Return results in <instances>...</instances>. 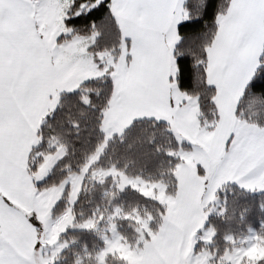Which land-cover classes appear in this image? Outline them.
<instances>
[{
	"label": "crops",
	"instance_id": "0c3cea01",
	"mask_svg": "<svg viewBox=\"0 0 264 264\" xmlns=\"http://www.w3.org/2000/svg\"><path fill=\"white\" fill-rule=\"evenodd\" d=\"M40 1L37 12L34 0H0V264H34L30 258L39 232L28 212L39 188L29 171V156L42 120L63 92L100 77L104 69L85 46L88 36L59 40L69 33L56 35L64 25V8L51 13L60 1ZM180 1L112 0L129 61L123 71L125 84L121 86L116 75L103 120L105 135L150 118L166 122L192 144L189 156L181 154L177 192L169 194L159 230L138 254L130 255L128 264L185 261L192 235L204 221V207L212 200L203 201L210 185L198 153L217 160L237 128L244 135L252 132L251 123L236 117V108L264 50V0H232L220 19L207 68L219 113L210 133L200 126L195 102L175 81L172 51L184 17Z\"/></svg>",
	"mask_w": 264,
	"mask_h": 264
},
{
	"label": "trees",
	"instance_id": "16d2710c",
	"mask_svg": "<svg viewBox=\"0 0 264 264\" xmlns=\"http://www.w3.org/2000/svg\"><path fill=\"white\" fill-rule=\"evenodd\" d=\"M231 1L184 0V18L177 25L178 38L172 51L175 81L179 89L195 102L200 126L208 133L214 131L219 120L216 89L208 81L209 52L219 30L220 19L227 13ZM77 13H80L79 17ZM64 24L69 33L62 35L60 41L72 36H94L89 50L95 62L103 68L100 55L108 52L117 64L125 41L112 11V0H72ZM116 64L107 68L106 74L83 82L75 90L63 92L55 109L42 120L37 142L30 152L29 171L36 170L45 155L56 152L58 147L63 146L65 153L45 179L36 183L37 188L58 185L70 173L81 171L104 144L103 120L114 93L111 71ZM262 67L264 50L236 108L237 118L258 126H264V88H252L251 81L261 74ZM191 147V142L181 138L166 122L137 119L126 130L109 138L93 166L115 168L129 176H139L152 182L162 181L168 194L175 196L178 188L176 170L182 161L179 154ZM198 169L203 175V169ZM112 181V177L103 182H89L85 178L73 204L75 221L92 217L101 207L118 205L127 214L138 211L142 216L149 215V226L153 233L157 232L167 206L130 186L114 193ZM216 197L221 204L214 208L207 223L215 231L211 247L216 250V258L222 257L231 249L233 242L247 237L252 230H256L264 242V190H248L228 182L217 191ZM66 199L64 194L54 207L53 215H59L66 209ZM29 218L34 223V217ZM117 225L131 246L143 247L151 239V234L141 231L138 220L120 217ZM66 235L72 236L76 243L61 253L56 264H75L81 254L89 255L88 261H93L104 245L99 232L93 229H70ZM108 264L128 262L113 254L108 257ZM255 264H264V256Z\"/></svg>",
	"mask_w": 264,
	"mask_h": 264
},
{
	"label": "rangeland",
	"instance_id": "374dc122",
	"mask_svg": "<svg viewBox=\"0 0 264 264\" xmlns=\"http://www.w3.org/2000/svg\"><path fill=\"white\" fill-rule=\"evenodd\" d=\"M34 1L35 9L38 12L39 5L42 4V1ZM59 1L60 7L52 8L51 14H54L56 10L61 11L62 5L64 8L62 14L66 17L67 5L72 0ZM183 1L181 0L180 4ZM66 32H69V30L64 24L62 28L60 26V29L56 30V35L59 36ZM93 42L94 36L85 38V46L87 49ZM100 59L103 63V68L104 66L106 67V69H100L99 71L98 75L102 76L108 72L107 68L110 69L116 62L108 52L102 53ZM127 61H129L127 58V49L123 45L118 62L114 66V70L111 71L114 82L116 75H119V84L121 86L125 84V72L123 73V71L125 70ZM55 102L57 101L55 100ZM56 106H53L54 108L49 113ZM250 126H252V132L245 133V135L243 133L241 134L238 128L236 129L235 137L224 148L223 154L219 159L213 160L204 152L198 153V157H200L199 161H201L200 165L206 170L205 180L207 185H210L209 188L206 186L203 201L206 198L212 200L204 207V221L194 231L191 247L182 264H255L264 256V242L258 232L252 230L247 237L233 242L231 249L227 250L222 257L216 258V250L211 247L215 231L211 226H207L208 219L214 212V208L221 204L219 198L216 197L217 191L225 183H228V181L236 183L240 187L248 190H264V126L255 124ZM111 136L107 130L104 144L89 159L88 163L82 167L81 171L70 173L58 185L43 189H37L36 187L34 206L28 212L30 216L34 217V225L39 232L38 241L30 258L32 263L56 264L60 260L61 253L67 247L76 243V240L72 236L66 235L70 229L96 230L104 242V245L99 249L93 261H88L90 258L89 255L81 254L78 256L75 264H108V257L113 254L126 259L128 262L131 257L130 255L138 254L142 247L131 246L122 237L117 225L120 217H130L138 220L141 223L140 229L143 233L151 234V236L154 234L149 226V215L142 216L138 211L127 214L118 205L108 208L101 207L92 217L80 222L75 221L73 204L77 200L85 178H88L89 182H103L107 177H112V186L115 188V191H112L114 193L130 186L167 206L170 195L166 190L167 186L164 182H152L139 176H129L115 168L104 169L93 166ZM64 153L65 148L62 146L58 147L56 152L45 155L43 162L32 172V179L36 183L45 179ZM181 154H183V157L189 156L187 150L180 152V158L182 156ZM64 194L67 195L66 209L61 214L55 216L53 215V209L59 200L63 198ZM141 238L143 239V237ZM229 239L232 240L231 237Z\"/></svg>",
	"mask_w": 264,
	"mask_h": 264
},
{
	"label": "snow or ice",
	"instance_id": "6c2138e0",
	"mask_svg": "<svg viewBox=\"0 0 264 264\" xmlns=\"http://www.w3.org/2000/svg\"><path fill=\"white\" fill-rule=\"evenodd\" d=\"M79 15L80 13H77V17H79ZM260 71H261V74L254 77L251 81L252 88H264V67H262Z\"/></svg>",
	"mask_w": 264,
	"mask_h": 264
}]
</instances>
